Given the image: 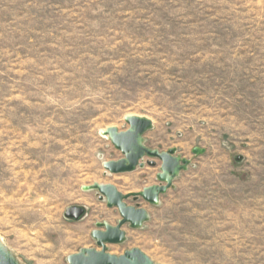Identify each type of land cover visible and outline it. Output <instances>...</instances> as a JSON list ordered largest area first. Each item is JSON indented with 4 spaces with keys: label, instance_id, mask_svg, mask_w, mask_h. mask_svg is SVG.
<instances>
[{
    "label": "rangeland",
    "instance_id": "374dc122",
    "mask_svg": "<svg viewBox=\"0 0 264 264\" xmlns=\"http://www.w3.org/2000/svg\"><path fill=\"white\" fill-rule=\"evenodd\" d=\"M127 116L151 122L146 148L190 164L157 206L124 201L148 221L107 253L264 264V0H0V243L16 261L98 250L95 224L120 218L82 187L158 185V161L102 168L123 156L101 132Z\"/></svg>",
    "mask_w": 264,
    "mask_h": 264
},
{
    "label": "water",
    "instance_id": "95a60500",
    "mask_svg": "<svg viewBox=\"0 0 264 264\" xmlns=\"http://www.w3.org/2000/svg\"><path fill=\"white\" fill-rule=\"evenodd\" d=\"M124 122L128 128L124 132H118L115 128H107L101 135L106 137L113 148L123 158L118 161L102 163V168L110 175L131 173L137 168H143V160L148 159L146 165L155 167L156 161L159 164V172L155 179L158 185L142 189L141 192L132 193L126 196L121 195L112 185L92 184L82 187V191H95L98 199L104 201L108 209H116L119 220L114 226L107 223H96L95 229L90 233L91 239L95 242L98 250L81 249L77 254L66 258L67 264H153L139 250L133 249L124 253L123 256L115 257L107 253V246L120 245L125 242V233L122 228L128 226L132 230H138L148 221L145 210L127 206L124 201L128 198L134 200L140 198L150 206H157L159 197L171 188L172 182L181 172L187 170L190 161L175 156V150L170 149L160 153L144 146L143 136L153 127L151 122L143 117L127 116ZM191 153L195 156L203 152L194 148ZM85 215L82 207H69L63 213L65 220L77 221ZM0 264H18L9 251L0 244Z\"/></svg>",
    "mask_w": 264,
    "mask_h": 264
},
{
    "label": "bare ground",
    "instance_id": "6f19581e",
    "mask_svg": "<svg viewBox=\"0 0 264 264\" xmlns=\"http://www.w3.org/2000/svg\"><path fill=\"white\" fill-rule=\"evenodd\" d=\"M1 244V243H0ZM19 264V263H18Z\"/></svg>",
    "mask_w": 264,
    "mask_h": 264
}]
</instances>
